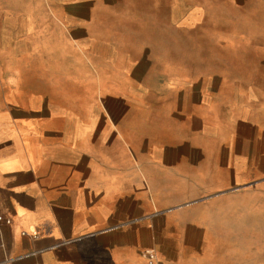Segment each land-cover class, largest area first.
Masks as SVG:
<instances>
[{"label": "crops", "instance_id": "crops-1", "mask_svg": "<svg viewBox=\"0 0 264 264\" xmlns=\"http://www.w3.org/2000/svg\"><path fill=\"white\" fill-rule=\"evenodd\" d=\"M7 1L0 261L264 264V0Z\"/></svg>", "mask_w": 264, "mask_h": 264}, {"label": "built area", "instance_id": "built-area-1", "mask_svg": "<svg viewBox=\"0 0 264 264\" xmlns=\"http://www.w3.org/2000/svg\"><path fill=\"white\" fill-rule=\"evenodd\" d=\"M7 222L9 223L10 220L8 219ZM3 243L0 241V248H2ZM143 255L146 258V264H161L158 259L157 253L153 249H146L143 251ZM14 261L13 258H8L3 261H0V264H11Z\"/></svg>", "mask_w": 264, "mask_h": 264}, {"label": "rangeland", "instance_id": "rangeland-1", "mask_svg": "<svg viewBox=\"0 0 264 264\" xmlns=\"http://www.w3.org/2000/svg\"><path fill=\"white\" fill-rule=\"evenodd\" d=\"M5 3H9V4H18V3H22V1L21 0H8L7 2H5ZM1 25H7L6 23H4V22H2V21H0V26ZM5 36H2L1 34H0V54H5L7 51H8V49L7 48H5V47H3V44H4V41H5Z\"/></svg>", "mask_w": 264, "mask_h": 264}]
</instances>
